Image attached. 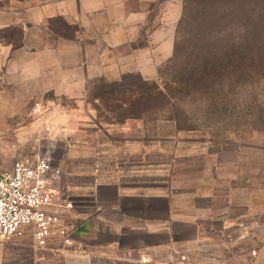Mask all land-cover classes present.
I'll return each mask as SVG.
<instances>
[{"label": "rangeland", "instance_id": "1", "mask_svg": "<svg viewBox=\"0 0 264 264\" xmlns=\"http://www.w3.org/2000/svg\"><path fill=\"white\" fill-rule=\"evenodd\" d=\"M67 1L0 0V168L9 169L38 150L49 151L75 211L70 162L77 157L83 163V147L98 152L103 139L85 123H129L153 151L134 165L99 159V166L117 178L120 173L122 181L138 172L141 180L169 182L175 197L184 194L179 201L207 207L204 214L210 219L217 216L215 207L228 203L235 209V231L252 237L264 233V0H222L209 11L195 2L183 31L184 47L196 53L194 40L203 42L208 36L214 43L210 49L222 57L245 54L244 67L228 71L207 94L178 95L165 108L145 102L133 117L129 112L134 108L98 99L103 78L75 84L72 97L61 95L67 85L59 82L60 75L73 63L83 65L84 54L79 29L51 19L53 6ZM161 4L155 29L163 31L167 23H175L184 0ZM52 66L58 74H52ZM173 66L172 58L157 68L159 84L171 80ZM38 69L44 74L37 76ZM114 129L107 134H117ZM83 217L66 215L65 220L78 227ZM41 253L31 236L0 241V264H42Z\"/></svg>", "mask_w": 264, "mask_h": 264}, {"label": "crops", "instance_id": "2", "mask_svg": "<svg viewBox=\"0 0 264 264\" xmlns=\"http://www.w3.org/2000/svg\"><path fill=\"white\" fill-rule=\"evenodd\" d=\"M162 2L68 0L53 6L52 17L62 16L77 26L84 44L83 65L73 63L69 72L60 75L59 82L67 85L61 95L72 97L75 84L87 83L90 77L113 82L134 73L157 82V68L174 57L183 15L182 7L175 25L170 22L163 31L155 29ZM55 68L52 74H58ZM35 74L44 73L38 69ZM85 124L103 139L98 152L93 146L83 147V163L77 157L70 162L75 211L65 214L84 217L70 237L53 239L42 248V264L46 259L53 264H264V233L252 237L244 230L235 231V209L230 204L215 207L216 219H210L204 214L207 207L179 201L184 194L177 198L169 182L141 180L138 172L122 181L120 173L117 178L111 169L97 164L99 159L105 163L119 159L134 165L141 155L153 151L134 126L94 120ZM111 127L118 133L107 134Z\"/></svg>", "mask_w": 264, "mask_h": 264}, {"label": "built area", "instance_id": "3", "mask_svg": "<svg viewBox=\"0 0 264 264\" xmlns=\"http://www.w3.org/2000/svg\"><path fill=\"white\" fill-rule=\"evenodd\" d=\"M73 208L49 151L38 150L9 169L0 168V241L28 234L45 248L53 239L68 238L77 229L65 220Z\"/></svg>", "mask_w": 264, "mask_h": 264}, {"label": "trees", "instance_id": "4", "mask_svg": "<svg viewBox=\"0 0 264 264\" xmlns=\"http://www.w3.org/2000/svg\"><path fill=\"white\" fill-rule=\"evenodd\" d=\"M220 1L222 0H184L183 15L177 26L171 80L165 81L161 85L158 82L146 81L140 74L134 73L124 74L119 81L113 82L105 81V78H103L105 82L103 81L100 88L98 99H105L107 103L116 102L122 108L124 106L134 108L129 112V117H133L137 112L135 110L142 108L145 102L151 103L155 109L160 106L165 108L178 95L207 94L221 84L228 71H231V69L238 71L244 67L247 60L245 54L234 53L232 59L222 57L220 53L210 49L213 40H208V36L203 42L198 38L194 40L196 44L194 45L195 49L192 50H196V53H190L187 47H184L187 40L184 41L183 31L189 24L190 11L195 6V2L199 4L202 11H207V9L209 11L213 10V5H217ZM51 19L62 20L68 26L73 27L75 31L78 30L77 26L69 24L62 16ZM206 28L207 26L203 24L202 29ZM198 51H202V54H199ZM183 57H185V62L189 60L187 65L181 62Z\"/></svg>", "mask_w": 264, "mask_h": 264}]
</instances>
